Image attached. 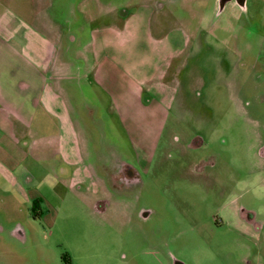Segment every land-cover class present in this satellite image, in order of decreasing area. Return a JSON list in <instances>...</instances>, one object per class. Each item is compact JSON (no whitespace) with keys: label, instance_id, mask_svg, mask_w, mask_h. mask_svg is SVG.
I'll return each mask as SVG.
<instances>
[{"label":"rangeland","instance_id":"1","mask_svg":"<svg viewBox=\"0 0 264 264\" xmlns=\"http://www.w3.org/2000/svg\"><path fill=\"white\" fill-rule=\"evenodd\" d=\"M0 264H264V0H0Z\"/></svg>","mask_w":264,"mask_h":264},{"label":"flooded vegetation","instance_id":"2","mask_svg":"<svg viewBox=\"0 0 264 264\" xmlns=\"http://www.w3.org/2000/svg\"><path fill=\"white\" fill-rule=\"evenodd\" d=\"M104 170L106 172V183L108 187H111V189L116 192L126 191L127 189H130L132 185H135L136 183L139 184L141 182L139 173L137 172L136 168L133 165L121 160H111L110 162L107 161L104 164ZM37 201L38 199H33V209H35V203H37ZM108 203V201H104L102 203L103 209L104 205ZM148 214L149 212H147L146 210H142L141 212V215L144 218L147 217Z\"/></svg>","mask_w":264,"mask_h":264},{"label":"water","instance_id":"3","mask_svg":"<svg viewBox=\"0 0 264 264\" xmlns=\"http://www.w3.org/2000/svg\"><path fill=\"white\" fill-rule=\"evenodd\" d=\"M225 0H222V2H224ZM238 1V3L240 4V5H243V2H244V0H237ZM223 6V4H221V7Z\"/></svg>","mask_w":264,"mask_h":264},{"label":"crops","instance_id":"4","mask_svg":"<svg viewBox=\"0 0 264 264\" xmlns=\"http://www.w3.org/2000/svg\"><path fill=\"white\" fill-rule=\"evenodd\" d=\"M50 46H52V47H54V45H51V44H49ZM50 55V54H49ZM52 55H53V52H52ZM59 97V95H57V98Z\"/></svg>","mask_w":264,"mask_h":264}]
</instances>
